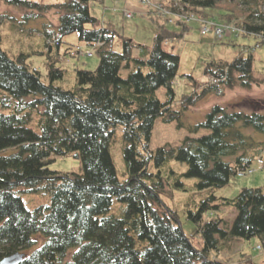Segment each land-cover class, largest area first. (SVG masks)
Instances as JSON below:
<instances>
[{"label": "trees", "instance_id": "1", "mask_svg": "<svg viewBox=\"0 0 264 264\" xmlns=\"http://www.w3.org/2000/svg\"><path fill=\"white\" fill-rule=\"evenodd\" d=\"M92 1L104 0H6L27 19L55 12L58 24H44V50L35 51L47 56L49 83L30 67L26 53L11 57L2 49L0 33V153L17 148L0 154V261L20 251L25 253L22 264H219L208 252L220 251L236 238L256 237L264 247V186L243 187L233 198L213 192L187 209L203 238L200 251L183 231L178 212L162 197L186 191L187 178L195 179L199 190L221 188L239 169L257 158L264 161L263 107L249 109L246 99L233 106L215 104L203 121L189 126L191 135L180 144L166 143L155 150L150 144L157 118L184 126L185 111L208 95L223 97L230 89L264 85L254 74L253 54L208 63L204 73L219 81L201 85L191 77L194 91L183 95L176 107L174 80L180 56L166 51L163 43L183 33L168 30L169 16L149 8L146 14L157 24L153 45L124 38L122 51H116L117 31L101 26L91 13ZM220 1L163 4L189 18L204 16ZM225 1L246 7L249 22L227 18L243 28L241 35H254L261 45L264 0ZM5 17L11 16L0 14V29ZM177 22L184 31L189 29L184 20ZM75 32L100 61L93 70L75 69V83L64 87L57 83L66 72L59 64L72 56L73 45L63 47V38ZM135 50L139 57H134ZM123 68L129 70L126 77ZM162 87L165 101L158 95ZM118 126L123 131L124 180L118 177L111 153ZM201 130L208 133L196 135ZM253 131L263 136L256 139ZM71 152L80 159L82 171L50 166L55 157ZM170 160L185 163L186 171L167 165ZM22 188L49 195L50 204L29 209L19 194ZM115 198L125 206L121 216L110 213ZM224 205L236 210L232 224L216 214L204 221L205 213Z\"/></svg>", "mask_w": 264, "mask_h": 264}, {"label": "rangeland", "instance_id": "2", "mask_svg": "<svg viewBox=\"0 0 264 264\" xmlns=\"http://www.w3.org/2000/svg\"><path fill=\"white\" fill-rule=\"evenodd\" d=\"M44 1L51 2L55 0ZM165 8L168 9L167 6ZM90 10L92 15L99 19L101 26L105 22L106 26L112 27L117 31L114 40V49L116 51H122L124 38L131 39L138 44L148 47L153 45L157 33V24L149 14L143 13L144 10L149 9L139 0L92 1ZM123 10L131 11L134 14L133 18H126L123 15ZM172 10L169 8V11L174 12ZM0 14L11 16L5 17L1 25L2 49L11 57L18 56L22 52L26 53L28 55L27 63L30 67L38 69L43 81L49 83L47 56L35 53V51L44 50L43 34L40 31L44 28V24H48L50 28H55V25L58 24V14L50 12L44 18L27 19L21 11L7 4L6 0L0 1ZM227 15L234 16L233 22H249V11L237 1L222 0L218 2L217 7L206 9L204 13L206 19H211L210 21L208 20L209 22L217 21L219 23H228L229 19ZM177 19L171 18V20L167 21L166 28L179 35L183 33V35L174 39H168L163 43V48L166 51L180 56L179 70L174 80L176 107H179L178 103L183 95L193 93L194 86L191 77L199 83L207 82L204 71L206 65L212 61L223 60L231 62L238 56H248L252 53L254 56V74L258 78L264 79V44L258 45V39L254 35H233L227 32L223 37L217 38L213 31L202 35L201 28L203 25L201 22L195 19L188 21L189 29L184 31L183 25L179 24ZM78 44L81 45L83 52L92 51L94 54L92 57L84 54L78 57L68 55L60 62L59 65L66 72L65 78L62 81H57V83L64 87H70L75 83V69L87 68L93 70L98 66L100 61L99 54L95 50L90 49L85 42L81 41L77 32L67 34L63 38V47L78 46ZM128 71L123 68L121 73L126 77ZM158 95L162 101H165L166 89L164 87L160 88ZM245 99L248 100L246 107L249 109L254 107L264 108V85L254 86L251 89H230L223 97H218L214 94L208 95L195 106L185 111L182 117L184 126H179L176 121L165 122L162 118H157L151 135V148L155 150L166 143L173 145L180 144L187 135H191L189 126L203 121L213 105L233 106ZM32 126L36 127L35 124ZM36 129L39 131V127H36ZM247 132L252 133V129H247ZM253 132H255L254 137L256 139L263 136L257 131ZM206 133H208V130H201L196 135L199 136ZM122 134V128L118 126L111 145L112 157L120 180L126 179L127 176L126 164L123 157L124 142ZM15 151H17V148L11 147L0 154H11ZM167 165L182 172L187 169L185 163L176 160H170ZM50 166L60 171H82L81 161L75 152L62 157H55ZM252 166L255 168L253 173L244 176L234 175L231 177L229 184L221 188L199 190L194 185L196 180L187 178L186 184L189 186L186 191L175 190L172 193L167 192L162 196L164 202L178 212L179 222L183 231L199 251L204 246L203 238L198 233V225L188 218L187 209L213 192L218 197L233 198L243 187H263L264 169L258 167L256 159L252 163ZM19 194L26 206L31 210L41 205L50 204V197L47 194L26 190L25 188H22ZM124 208V204H121L115 198L110 213L121 216ZM215 214L224 218L229 224H232L236 210L230 205H224L215 213L212 211L205 213L203 216L204 221L209 220ZM208 256L211 259L219 261V264H264V247H262L260 240L256 237L251 239L236 238L230 244L224 245L220 251H209Z\"/></svg>", "mask_w": 264, "mask_h": 264}, {"label": "water", "instance_id": "3", "mask_svg": "<svg viewBox=\"0 0 264 264\" xmlns=\"http://www.w3.org/2000/svg\"><path fill=\"white\" fill-rule=\"evenodd\" d=\"M24 257H25L24 253L17 251L15 253L5 256L0 261V264H22Z\"/></svg>", "mask_w": 264, "mask_h": 264}, {"label": "built area", "instance_id": "4", "mask_svg": "<svg viewBox=\"0 0 264 264\" xmlns=\"http://www.w3.org/2000/svg\"><path fill=\"white\" fill-rule=\"evenodd\" d=\"M126 15H127L128 17H131V14H130V13H126ZM206 30H207V28L204 29L203 33H204ZM233 30H234V29H233ZM224 31H225V29H224L223 27H217V28H216V33H217L218 35H221ZM260 163H262V162L260 161ZM248 171L251 172V170H248ZM240 174H243V173L241 172Z\"/></svg>", "mask_w": 264, "mask_h": 264}, {"label": "crops", "instance_id": "5", "mask_svg": "<svg viewBox=\"0 0 264 264\" xmlns=\"http://www.w3.org/2000/svg\"><path fill=\"white\" fill-rule=\"evenodd\" d=\"M139 55H140V54H139V51H138V50H135V51H134V57H139Z\"/></svg>", "mask_w": 264, "mask_h": 264}]
</instances>
